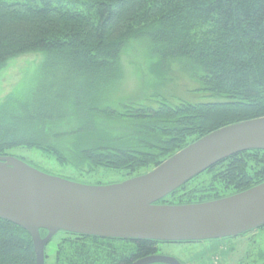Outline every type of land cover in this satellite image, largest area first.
I'll return each instance as SVG.
<instances>
[{
  "label": "trees",
  "instance_id": "trees-1",
  "mask_svg": "<svg viewBox=\"0 0 264 264\" xmlns=\"http://www.w3.org/2000/svg\"><path fill=\"white\" fill-rule=\"evenodd\" d=\"M132 42L159 78L187 75L214 101L116 99L121 58ZM27 55H41L42 64L31 86L0 100V157L36 149L82 179L117 178L83 184L147 174L216 131L264 118V0H0V72ZM262 183L264 150L254 149L219 162L157 204H203ZM252 234L237 264H255L256 256L264 260V250L253 249L264 227L203 243ZM199 243L62 231L46 247L45 264H134L164 245ZM233 251L211 247L209 260ZM0 264H37L31 235L1 218Z\"/></svg>",
  "mask_w": 264,
  "mask_h": 264
},
{
  "label": "water",
  "instance_id": "water-1",
  "mask_svg": "<svg viewBox=\"0 0 264 264\" xmlns=\"http://www.w3.org/2000/svg\"><path fill=\"white\" fill-rule=\"evenodd\" d=\"M264 150V118L216 131L153 171L107 186L43 173L0 157V218L32 237L37 264L59 232L103 239L200 242L234 238L264 227V183L203 204H157L193 178L238 153ZM41 230L48 232L43 238ZM134 264H181L157 255Z\"/></svg>",
  "mask_w": 264,
  "mask_h": 264
},
{
  "label": "rangeland",
  "instance_id": "rangeland-1",
  "mask_svg": "<svg viewBox=\"0 0 264 264\" xmlns=\"http://www.w3.org/2000/svg\"><path fill=\"white\" fill-rule=\"evenodd\" d=\"M141 46L132 42L128 50H125L121 65L123 67V80L118 87L116 99H127L139 101L140 99L166 98L172 102L187 101L190 103H207L213 102L214 99L207 93L203 92L199 82L192 80L187 75L179 72H171L165 77H158L151 68V60L142 55ZM42 64L41 55H27L17 58L9 63L7 68L0 72V100L10 94L16 88H28L35 75L39 72ZM147 104H150L147 101ZM156 105H153L155 107ZM11 155L21 158L33 168L59 178L70 179L80 183H96L95 180L104 182H114L117 178L110 174L100 178L89 177L82 179L73 169L62 166L56 160L36 149L17 148L11 152ZM88 185V184H87ZM110 185V184H109ZM234 239L229 241L205 242L185 246L164 245L161 247L160 254L165 257L177 259L185 264H210V248L228 245L234 248L232 254L215 256L211 261L212 264H237L243 258L246 251L250 250L249 239ZM252 245V244H251ZM53 246V245H52ZM51 247V246H50ZM222 249V248H221ZM255 251L264 250V235H259L255 239L253 246ZM260 250V251H261ZM50 255L54 254V247L50 248ZM205 257V262L200 261L198 256ZM196 258V259H195ZM195 259V260H194ZM255 258V264H264V260Z\"/></svg>",
  "mask_w": 264,
  "mask_h": 264
},
{
  "label": "bare ground",
  "instance_id": "bare-ground-1",
  "mask_svg": "<svg viewBox=\"0 0 264 264\" xmlns=\"http://www.w3.org/2000/svg\"><path fill=\"white\" fill-rule=\"evenodd\" d=\"M232 254V253H231Z\"/></svg>",
  "mask_w": 264,
  "mask_h": 264
}]
</instances>
